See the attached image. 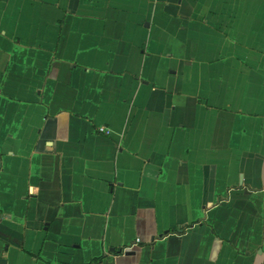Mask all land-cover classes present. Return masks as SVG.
<instances>
[{"label": "crops", "instance_id": "obj_1", "mask_svg": "<svg viewBox=\"0 0 264 264\" xmlns=\"http://www.w3.org/2000/svg\"><path fill=\"white\" fill-rule=\"evenodd\" d=\"M0 264H264V0H0Z\"/></svg>", "mask_w": 264, "mask_h": 264}, {"label": "built area", "instance_id": "obj_2", "mask_svg": "<svg viewBox=\"0 0 264 264\" xmlns=\"http://www.w3.org/2000/svg\"><path fill=\"white\" fill-rule=\"evenodd\" d=\"M98 133L105 135V136H109L110 134L109 130L105 127L98 128Z\"/></svg>", "mask_w": 264, "mask_h": 264}]
</instances>
